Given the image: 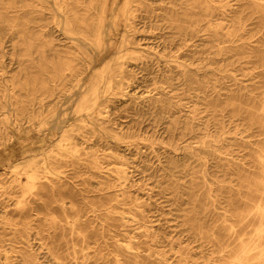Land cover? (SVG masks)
<instances>
[{"label":"rangeland","instance_id":"obj_1","mask_svg":"<svg viewBox=\"0 0 264 264\" xmlns=\"http://www.w3.org/2000/svg\"><path fill=\"white\" fill-rule=\"evenodd\" d=\"M141 1L122 15L123 0H106L114 40L102 63L114 57L122 34L130 44L117 56L135 59L126 60V95L106 89L103 104L88 111L99 110L119 141L91 121L77 122L91 131L83 146H92L101 169L78 165L63 194L66 215L46 198L21 209L22 191L6 186L14 160L5 158L19 151L22 134L12 131L6 150L0 145V264H230L241 243L255 240L257 213L264 214V0ZM41 3L0 0V119L6 95L19 102L25 94L13 88L23 82L14 72L25 46L12 24L29 14L48 22L43 30L56 22ZM209 8L217 10L203 15ZM195 14L201 32L192 25ZM89 16L94 23L95 12ZM116 153L128 174L119 198L110 173ZM121 213L134 221L125 224ZM127 231L133 250L121 254ZM71 243L77 254L65 260Z\"/></svg>","mask_w":264,"mask_h":264},{"label":"bare ground","instance_id":"obj_2","mask_svg":"<svg viewBox=\"0 0 264 264\" xmlns=\"http://www.w3.org/2000/svg\"><path fill=\"white\" fill-rule=\"evenodd\" d=\"M141 3V0H123L119 12L122 15L132 13V8L139 7ZM41 8L42 11L51 9L56 12V22L48 30L40 28V25H47L48 22L37 20L32 14L28 15L22 25L12 24V27H17L22 32L21 40L25 46L20 51L24 59L14 72V78L23 82L13 88L18 87L25 94L21 95L24 100L19 102H12V94L5 97L6 100L1 106L0 139L3 138L6 143L0 145L6 150L7 143H10L8 139L13 137L11 133L22 134L19 138L21 143L19 151L16 153L13 149V152L7 154L5 158V160L12 158L14 160L11 167L8 166L10 174L6 186H13L22 191L23 200L19 202L21 209L25 208L28 201L31 204L32 201L46 198L57 203L61 212L66 215L67 205L63 194L69 181L77 177L78 165L101 169L98 155L94 153L92 146H83L86 143L84 137L91 131L77 122L87 124L91 121L95 126L108 130L105 132L106 137L112 142L119 141L114 135V130L106 127L108 121L100 117L99 110L96 116L88 111L95 112L103 104L100 94L106 89L111 90L114 97L126 95L124 77L126 66L130 64L126 60L135 58L125 57V60H122V56H117L126 51V43L130 44L126 35L122 34L120 46L115 51L114 57L102 63L113 43L112 39L114 40L110 32L111 27L104 22L107 11L106 0H53V3L42 0ZM195 8L196 6H193L192 10ZM216 10L209 8L202 14L210 15ZM93 12L96 14L94 23L89 19V15ZM192 18V25L198 27L196 32H201L205 25L202 24L200 16L197 17L195 14ZM1 19L2 17L0 21ZM124 26L126 33L129 31V25L125 23ZM187 29L188 27H185L183 32L186 33ZM180 72L186 75L191 71L182 67ZM11 84L15 83L11 82ZM8 108L10 111H7ZM68 109L71 110L72 115H75L74 118L66 112ZM261 111L264 113V99ZM9 112L13 113L10 115ZM9 132L10 135L6 136L5 134ZM78 140H82V144L78 143ZM209 146L216 148L221 145L211 143ZM115 159L116 162L110 173L113 180L121 187L119 194H116L119 198L127 190L128 174L125 169V158L116 153ZM260 161L264 165V159ZM122 199L124 200L123 197ZM121 215L125 224L134 221L133 217H127L124 213ZM257 215L261 219L255 240L252 243H241L239 251L230 264H264V214L259 212ZM49 219H52V215L46 220ZM73 223V221L68 222L72 229ZM130 232L125 233L126 243L118 244L117 251L121 254L133 250L132 240L135 237L128 236ZM71 245V249H65V260L77 254L76 245L74 243ZM47 252L51 253L50 250ZM83 260L85 263L88 262L87 254L83 255ZM30 262L36 263L37 260L30 258ZM115 263H119V260Z\"/></svg>","mask_w":264,"mask_h":264}]
</instances>
